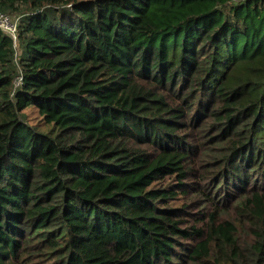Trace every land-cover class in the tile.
Listing matches in <instances>:
<instances>
[{
    "label": "trees",
    "instance_id": "obj_1",
    "mask_svg": "<svg viewBox=\"0 0 264 264\" xmlns=\"http://www.w3.org/2000/svg\"><path fill=\"white\" fill-rule=\"evenodd\" d=\"M0 11V264H264V0Z\"/></svg>",
    "mask_w": 264,
    "mask_h": 264
},
{
    "label": "built area",
    "instance_id": "obj_2",
    "mask_svg": "<svg viewBox=\"0 0 264 264\" xmlns=\"http://www.w3.org/2000/svg\"><path fill=\"white\" fill-rule=\"evenodd\" d=\"M19 17H13L0 11V30L10 36L16 45L18 40Z\"/></svg>",
    "mask_w": 264,
    "mask_h": 264
},
{
    "label": "rangeland",
    "instance_id": "obj_3",
    "mask_svg": "<svg viewBox=\"0 0 264 264\" xmlns=\"http://www.w3.org/2000/svg\"><path fill=\"white\" fill-rule=\"evenodd\" d=\"M11 16V15H10ZM14 18L15 16L12 15ZM18 42L16 43L17 46ZM18 47V46H17ZM20 50L18 48V54H20ZM175 182H157L152 186V189H159V188H165L169 190H174L175 189ZM166 206L173 207V208H180L184 205V199L183 196H178L176 199L169 201Z\"/></svg>",
    "mask_w": 264,
    "mask_h": 264
}]
</instances>
